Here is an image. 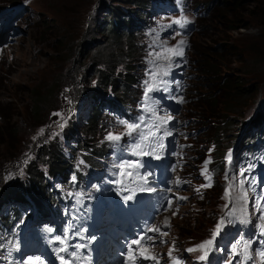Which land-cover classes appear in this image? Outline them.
Masks as SVG:
<instances>
[{
    "label": "rangeland",
    "instance_id": "1",
    "mask_svg": "<svg viewBox=\"0 0 264 264\" xmlns=\"http://www.w3.org/2000/svg\"><path fill=\"white\" fill-rule=\"evenodd\" d=\"M109 1L25 0L28 5L27 13L24 14V9H21L12 17L15 19L21 17L18 21L17 33L7 37L0 35V66H4V70H0V110L9 113L14 107L15 111L13 119L7 126L0 119V138H5L1 131H9L11 135L17 131L21 133V140H17L16 143L12 136L8 137L6 145L0 142V191L13 181H19L25 177L27 174L24 169L26 160L35 156L33 153L36 151V145L41 139L55 134L61 125L73 127L74 134L85 135L83 123L86 121L90 105L87 98H82L84 94L82 89L81 93L80 91L77 93L76 88L79 87V82L85 81L84 85L93 74L91 69L93 58L89 51H96L97 46L102 45L105 40L103 33L94 30L93 27L102 23L105 13L104 5ZM205 1L208 4L209 0ZM211 1L204 18L200 19L198 15H194L197 18V23H201L203 19L209 22L212 18V21L218 19L224 21L227 26L241 24L238 28L225 32L228 38L226 42L232 50V55L228 59L232 61V77L237 81V87H235V91L227 92L226 96H221L220 103L216 107V112L221 118L222 115H225L231 120L235 134L242 127L246 114L253 111L255 105L258 110L264 109V0ZM8 2L14 1H0V9L2 8L1 4L7 5ZM121 3L124 4V2H119V4ZM190 39L195 41V46L200 45L201 39L197 37V29ZM202 40L205 43H211L207 39L203 38ZM81 51L83 54L79 56ZM189 53H191L190 50ZM190 55L193 63L192 59L195 54L191 53ZM161 63L160 60L157 62L158 67ZM82 64L85 66L84 70L78 71L75 78L70 76L71 70L79 69ZM190 69L192 71L193 65ZM9 70L10 73H8ZM192 77L190 85L187 87V94L194 93L191 90ZM51 88L54 90L58 88L62 94L53 95L50 100L48 99L44 105L39 107L40 109L34 111V105L37 104L35 100L41 99L42 94L45 91H51ZM243 88L249 90L248 94L241 93ZM35 92L38 93L35 95ZM189 101L187 96L185 105ZM182 111H184V107L180 111L170 113L172 119L168 121L169 131L179 130L177 117L182 116ZM262 116V110H259L255 121L261 120ZM220 117L218 118L221 119ZM191 126L190 122L188 128ZM154 130L145 121L140 132L146 134ZM234 134L232 135L234 136ZM96 136L99 137L101 134L98 132ZM13 143L17 145V149L12 147ZM94 188V193L98 195L97 190L101 188V184H97ZM213 188L208 187L204 192L197 191L191 198L193 202L189 204L186 202L181 207L169 208L163 214L153 216V224L160 225L163 218H167L163 222L169 224V228L163 227L161 230V233L166 232L167 235L158 233L154 236L158 237V240L152 245L153 253H157L160 259L164 260L163 254L165 253L164 264H171V258L168 256L170 249H172V257L177 256L182 259L181 264H187L192 259L196 260L197 256L202 254L200 250L188 252L187 249L195 248L203 241L211 239L212 233L219 223L215 214L217 216L221 211L224 198L219 191H213ZM210 191L213 193L211 194ZM185 192L190 193V191ZM204 199L209 200V203L202 209L206 214L199 216L201 213H198L195 221L191 222V227L182 225L185 216L181 215L184 210L189 212L191 204L197 205ZM145 204L146 202H137L131 205V213L142 209ZM92 216L93 221L100 219L97 210L92 211ZM129 220L131 221V219ZM260 220L264 223V220ZM238 221L235 214L230 216L224 221L221 231L228 230L233 233L238 227ZM174 223L181 225L180 228L174 227ZM157 227L161 228L162 226ZM185 231L189 233L185 234ZM254 234V238L264 237L261 235L260 226L255 228ZM219 235L216 237L214 245L219 242ZM238 241H245L243 234L227 249V256L222 264H229V261L232 262L235 259L231 249ZM247 242L251 243V248L255 245L253 241ZM261 250H264V244L255 255L256 260H259L258 253ZM216 251L218 252V249ZM29 252L33 253L31 259L36 260L43 258L48 252V248L43 251L38 248ZM144 264L155 263L148 259Z\"/></svg>",
    "mask_w": 264,
    "mask_h": 264
},
{
    "label": "trees",
    "instance_id": "2",
    "mask_svg": "<svg viewBox=\"0 0 264 264\" xmlns=\"http://www.w3.org/2000/svg\"><path fill=\"white\" fill-rule=\"evenodd\" d=\"M0 1L6 2L8 0ZM119 2H124V4H119ZM150 2L151 0H110L108 3H105V13L102 23L100 25L96 24L93 27L94 30L103 33L105 40L102 45L97 46L96 51H89L91 53L90 56L93 58L91 68L93 74L84 85L83 82L85 81L79 82V87L76 88L77 93L79 91L81 93V89L84 92L83 99L87 98L88 94L94 97L99 94L107 95L108 90L111 89V93L115 97L123 100L125 93L129 90L132 91V83L136 81L140 72L142 46L139 44L137 31L132 30L134 23L131 21V13H133L132 15L143 13L142 8H150ZM211 2L209 0L208 4H211ZM210 20L208 22L203 19L199 26H197V37L201 39L199 41L200 45L195 46V41L191 40L192 46L190 47V52L195 54V57L192 59V71L194 75L192 77L193 81H191V90L194 93L191 92L189 94L190 101L184 108V113L194 115V118L190 120L191 128L193 129L191 135L196 139V151L200 155L210 140L216 142L217 150L221 153L223 152L224 146L229 144L235 136L237 137V135H232L234 134V125L231 120L225 115H222L223 117L221 118L216 112V107L220 103L219 98L221 96H226L227 92L235 91V87H237V81L232 77V61L228 59L232 55V50L226 42L228 38L225 32L236 29L241 24L236 23L227 26L220 19L212 21L213 19L210 18ZM203 38L211 43H205L202 40ZM77 51H79L78 48ZM82 54L83 51L79 52V56ZM84 68L85 66L82 64L79 69L71 70L70 76L75 78L77 72L83 71ZM0 70H4V66L1 65ZM10 72L9 70L8 73ZM243 89L241 93L248 94L249 90L247 88ZM37 93L35 92L34 94L36 95ZM60 93L58 88L55 90L51 88L49 92L45 91L41 99L35 100L37 104L33 103L35 104L34 111L40 109L39 107L44 105L48 99L50 100V97L52 98L53 95H59ZM88 101L90 104L89 98ZM14 114V107L9 113L0 110V119L7 126L13 119ZM100 115L101 110L99 107L96 104L93 107L90 105L86 121L83 123L85 135L82 137L79 136L80 145L84 146L89 152V156L86 157L89 162L96 161L98 155L103 153L105 148V143L102 141V134L108 130H104ZM64 132L66 134H74V128L71 126L65 127ZM98 132L101 134L99 137L96 136ZM1 133L5 135L4 139L0 138V142L3 145L8 143L7 139L9 136L13 137V141L15 140L14 143L17 140H21L20 131L14 132L12 135L9 131H1ZM14 143L12 147L17 149L18 147ZM35 148L36 151L33 153L35 156L28 158L25 163L24 169L27 174L21 180L13 181L0 191V202L9 197L26 200L28 196L33 201H36L40 197L45 198L47 196V182L44 179L42 171V166L45 164L49 165L51 173L58 172L66 179L68 178L72 159L64 158L57 133L41 139ZM190 168L195 169L194 165H191ZM183 172L192 175L195 174L191 170H185ZM212 190L218 191V188L214 187ZM213 191H210V193L212 194ZM204 200L199 201L197 205L194 203L191 204L189 206L191 208L189 212L184 210V213L181 215L182 217L185 216L183 217L184 223L182 225L191 227V222L195 221L198 213H201L199 216L206 214L202 209L209 203V200ZM190 202L193 201L190 199L187 204ZM195 207L197 208L195 209ZM28 212H31L29 207ZM173 226L179 229L181 225L174 223ZM186 233L189 232L185 231Z\"/></svg>",
    "mask_w": 264,
    "mask_h": 264
},
{
    "label": "snow or ice",
    "instance_id": "3",
    "mask_svg": "<svg viewBox=\"0 0 264 264\" xmlns=\"http://www.w3.org/2000/svg\"><path fill=\"white\" fill-rule=\"evenodd\" d=\"M174 23L179 24L181 27H184L186 24L189 23V21H188L187 17L181 15L179 18L174 19ZM184 43L185 42L183 40H181L177 46H174L173 48H166L165 51L169 55L163 56V59L168 61L172 58V56H183L184 51H183L182 46ZM159 57H160V54L157 53V58H159ZM157 72H159L160 75H167V72H164L160 69H158ZM157 72L151 73V78L153 80L156 79ZM153 90H154L153 86L151 84H149L148 88L146 89L145 95H147L148 92H151ZM148 110L152 111V109H148ZM171 119H172L171 116H167L166 118L165 117H159L161 124H166ZM119 123L124 125L125 132L121 133V134H114L112 132H109L107 134V136L105 137V139L107 141L118 142L122 139V137L124 135L132 136L133 134L139 133V139H140L141 143H135L132 145V152L135 155L142 156V155L151 154V153L144 152L142 149V142L145 140H148L149 138H152L155 141V147L152 149L153 152H155L157 149L163 150V148L165 146L163 143V137L157 136L156 132L149 131L147 134H145L143 132H140L141 125L138 123H129L128 121H125V120H121V121H119ZM61 127H63V125H61ZM152 127L158 129L159 125L154 124ZM170 134L171 133H169V132L164 133L165 136L170 135ZM157 158H159V157H157ZM228 159L230 162L231 161V155L230 154L228 156ZM208 163H209V161H205V168L207 167ZM139 166H140V162L138 160H126V161H123L122 163L117 165V167L121 170L129 169L132 167H139ZM245 171H247V169H242L240 171V175L243 176ZM129 175H131V173H129ZM240 184L241 185L244 184L243 179L240 180ZM207 186L208 185H204L203 187H207ZM151 190L152 189H148V191H151ZM229 194H230L229 191L226 190L225 195L227 196ZM239 198L241 200H243L244 197H243V195H241ZM181 199H183V198H181ZM168 203H169V206H171L172 201L170 200ZM227 206L228 205H225V207H227ZM233 215H234V212H232V211H230L228 213V216H233ZM261 219L264 220V217H261ZM229 222H231V221H229ZM223 224H224V218H221V221L216 225V229L212 233L211 239L205 240L201 244L197 245L195 248L187 249V251L188 252H195L197 250H200L202 252V254L197 256V260L202 261V262L207 261L208 255L212 251L214 241H215L216 237L220 234L221 229L223 227ZM260 229H261V235H264V223H261ZM149 231L160 233L161 235H167L166 232L161 233V230L159 228H155V227L149 229ZM59 239L60 238L57 237V240H59ZM147 239H150V238L147 235H145L144 237H141L140 239H137V240L133 241L132 243L135 245H139L141 243V240H147ZM152 239H153V242H155L154 238H152ZM64 250L65 249H61V251H64ZM231 252H232L233 258H236L238 256L241 258L240 264H247V261L252 258L249 242H247V241H238L237 244H234L232 246ZM147 253H148L147 248L142 250L141 255L143 256L144 259H150L153 261H157V264H159V261L157 260L156 256H154V255L150 256ZM258 255L261 257V264H264V250H261L258 253ZM168 256L171 258V264H181L180 259L178 257L172 258V249L169 250ZM129 258L132 259V256L130 255ZM61 260H62L63 264H70V262L65 261L63 257H61ZM30 264H31V261H30ZM229 264H232V262L229 261Z\"/></svg>",
    "mask_w": 264,
    "mask_h": 264
},
{
    "label": "clouds",
    "instance_id": "4",
    "mask_svg": "<svg viewBox=\"0 0 264 264\" xmlns=\"http://www.w3.org/2000/svg\"><path fill=\"white\" fill-rule=\"evenodd\" d=\"M21 1H23V0H17V1H14V2H12V3L21 2ZM200 3L204 4V6L208 8V5H209V4H207V2H206L205 0H197V1L195 2V4H200ZM1 5H2V4H1ZM27 11H28V5L26 4V12H25V14L27 13ZM207 12H208V9H207L206 13H205L203 16H199V18H200V19L204 18L205 15L207 14ZM194 19H195V21H196V29H197V26H199L200 23H197V18L194 17ZM18 25H19V23H18ZM197 30H198V29H197ZM194 31H195V30H194ZM194 31L192 32V34L194 33ZM192 34H191V35H192ZM191 35H190V36H191ZM189 42H190V44H189L188 53H189L190 47H191V45H192L190 37H189ZM189 56H190V53H189ZM190 58H191V56H190ZM192 65H193V63H192V61H191V66H192ZM190 68H191V67H190ZM190 68H189V70L191 71ZM191 73H192V71H191ZM192 76H193V73H192ZM192 76H191V77H192ZM187 96L189 97V94H188ZM187 105H188V104H187ZM187 105H185V106H183V107L185 108ZM184 112H185V110L182 111V115H183V116H185V117H190V118H189L190 120L194 118V115H191V114H189V113H184ZM190 120H189V121H190ZM243 124H244V123H243ZM190 133L192 134L193 132H190ZM234 135H237V133H235ZM235 137H236V136H235ZM235 137L233 138V140L235 139ZM190 140L193 142V144H192L190 147H188V150L186 151V155L183 157V158H184L183 163L178 164L179 167L181 168L179 171H180V172H183V171H185V170L188 169V170H191L192 172H195V173H196L197 166H198L197 164H198V163L204 158V156H205V150L207 149L209 143H210L211 141H213V142H215V141H214V140H210V141L205 145V149H204L203 153L200 155V153H198V152L196 151V149H197V146H196V139H195V137H193V135H191ZM233 140H232V141H233ZM232 141H231V142H232ZM231 142H230L229 144H227L226 146H224V148H223V152H224L225 148L231 144ZM200 145H201V143H200ZM215 146H216V148H217V144H216V142H215ZM217 152H218V150H217ZM223 152H221V153L218 152V154H219V155H218L219 158H220V156L222 157ZM190 162H191V163H190ZM191 165H194V168H195L194 170H193L192 168H190ZM214 187L218 188V191H219V187H217V186H214ZM216 213H218V212H216ZM215 217H217L216 214H215Z\"/></svg>",
    "mask_w": 264,
    "mask_h": 264
}]
</instances>
